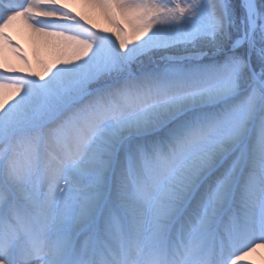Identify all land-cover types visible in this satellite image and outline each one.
Wrapping results in <instances>:
<instances>
[{"label":"snow or ice","instance_id":"1","mask_svg":"<svg viewBox=\"0 0 264 264\" xmlns=\"http://www.w3.org/2000/svg\"><path fill=\"white\" fill-rule=\"evenodd\" d=\"M79 3L111 34L68 0H0V264H251L264 0ZM17 23L55 53L38 72Z\"/></svg>","mask_w":264,"mask_h":264},{"label":"bare ground","instance_id":"2","mask_svg":"<svg viewBox=\"0 0 264 264\" xmlns=\"http://www.w3.org/2000/svg\"><path fill=\"white\" fill-rule=\"evenodd\" d=\"M68 2L73 12L80 13L81 15L86 16L88 20L96 25L97 31L103 29L105 30V33L111 34V26L98 12L85 7L84 5L79 3V0H68ZM89 25L90 24H86V26ZM6 31L7 35L11 37L14 44L19 46V48L21 49V53L24 54L28 59L32 57V55L37 59H43L42 57H45L50 62L55 58L53 49L48 44H46L42 38L37 37L23 23H17ZM9 50L10 48H8L7 46L3 48L2 55L5 62L10 64L12 67L23 69L24 72L27 73V66L23 65L20 60L17 59V57H15L12 53H10L11 55L9 56ZM30 62H32V70L37 72L40 71L39 64H34L35 62L32 60H30ZM248 260L251 262V264H264V249H258L256 253L248 257Z\"/></svg>","mask_w":264,"mask_h":264},{"label":"rangeland","instance_id":"3","mask_svg":"<svg viewBox=\"0 0 264 264\" xmlns=\"http://www.w3.org/2000/svg\"><path fill=\"white\" fill-rule=\"evenodd\" d=\"M87 27H91L90 25L89 26H87ZM96 30V29H95ZM97 31V30H96ZM5 48V47H4ZM10 53H12L15 57H16V54L12 51V49H10L9 50V53H8V55L10 56L11 54ZM21 55H23L24 57H26L24 54H22V53H20ZM43 59H37V58H35L33 55H32V57H30L29 59L30 60H32V61H34L35 63L34 64H39L40 65V61L41 60H45V61H47V62H50L48 59H46L45 57H42ZM26 59L30 62V60L26 57ZM21 62V61H20ZM22 63V62H21ZM32 62H30V64H31ZM23 65H25L24 63H22Z\"/></svg>","mask_w":264,"mask_h":264}]
</instances>
